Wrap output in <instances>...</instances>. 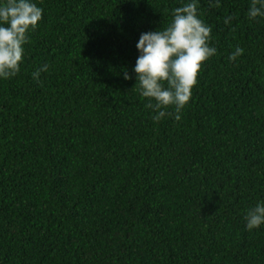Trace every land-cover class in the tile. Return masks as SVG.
Here are the masks:
<instances>
[{"label":"trees","instance_id":"obj_1","mask_svg":"<svg viewBox=\"0 0 264 264\" xmlns=\"http://www.w3.org/2000/svg\"><path fill=\"white\" fill-rule=\"evenodd\" d=\"M37 3L21 71L0 80V264H264V225L244 219L264 201L252 0H200L217 54L181 119L160 121L139 93L136 43L179 0Z\"/></svg>","mask_w":264,"mask_h":264},{"label":"clouds","instance_id":"obj_2","mask_svg":"<svg viewBox=\"0 0 264 264\" xmlns=\"http://www.w3.org/2000/svg\"><path fill=\"white\" fill-rule=\"evenodd\" d=\"M213 2L220 4V0H209ZM199 3L200 0H179V6L171 11L170 23L163 29L141 33L136 43L139 55L133 72L139 93L148 100L146 107L155 113L156 121L167 115L181 119L204 62L217 54V48L211 46L212 29L201 18ZM247 15L250 20L264 18V0H252ZM42 19L43 8L37 0H0V80L20 73L24 46ZM232 19L228 16L224 23L231 24ZM243 52V48L236 47L229 60L235 61ZM48 70L49 66L43 64L32 73L33 79L39 80L41 72ZM123 77L132 78L127 71ZM170 107H174V113L167 111ZM244 219L249 231L264 225V201L248 208Z\"/></svg>","mask_w":264,"mask_h":264}]
</instances>
